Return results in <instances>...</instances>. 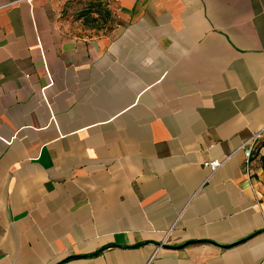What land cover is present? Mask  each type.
<instances>
[{
  "label": "crops",
  "instance_id": "crops-1",
  "mask_svg": "<svg viewBox=\"0 0 264 264\" xmlns=\"http://www.w3.org/2000/svg\"><path fill=\"white\" fill-rule=\"evenodd\" d=\"M82 1L0 0V264H264V0Z\"/></svg>",
  "mask_w": 264,
  "mask_h": 264
},
{
  "label": "rangeland",
  "instance_id": "rangeland-1",
  "mask_svg": "<svg viewBox=\"0 0 264 264\" xmlns=\"http://www.w3.org/2000/svg\"><path fill=\"white\" fill-rule=\"evenodd\" d=\"M82 2L72 11L68 22L80 24L84 31L94 34L110 28L112 13L108 0H95V2L85 0Z\"/></svg>",
  "mask_w": 264,
  "mask_h": 264
},
{
  "label": "built area",
  "instance_id": "built-area-1",
  "mask_svg": "<svg viewBox=\"0 0 264 264\" xmlns=\"http://www.w3.org/2000/svg\"><path fill=\"white\" fill-rule=\"evenodd\" d=\"M261 135L258 134L256 135L248 144L247 149L245 150V170L246 173L249 174L250 171V167H251V160L253 157V154L256 150V148L258 147V140L260 139ZM224 160L223 161H219V160H214L211 162L206 163L207 167H210L212 172L217 171L219 168L222 167V165L224 164Z\"/></svg>",
  "mask_w": 264,
  "mask_h": 264
},
{
  "label": "water",
  "instance_id": "water-1",
  "mask_svg": "<svg viewBox=\"0 0 264 264\" xmlns=\"http://www.w3.org/2000/svg\"><path fill=\"white\" fill-rule=\"evenodd\" d=\"M196 242H191V243H189V244H186V246H189V245H193V244H195ZM185 247V246H184Z\"/></svg>",
  "mask_w": 264,
  "mask_h": 264
},
{
  "label": "trees",
  "instance_id": "trees-1",
  "mask_svg": "<svg viewBox=\"0 0 264 264\" xmlns=\"http://www.w3.org/2000/svg\"><path fill=\"white\" fill-rule=\"evenodd\" d=\"M101 252H99V253H97V254H95L94 256H96V255H99Z\"/></svg>",
  "mask_w": 264,
  "mask_h": 264
}]
</instances>
